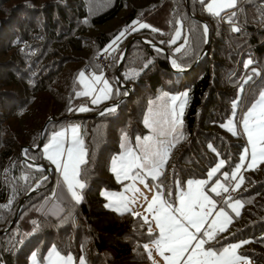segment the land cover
<instances>
[{"label":"trees","instance_id":"obj_1","mask_svg":"<svg viewBox=\"0 0 264 264\" xmlns=\"http://www.w3.org/2000/svg\"><path fill=\"white\" fill-rule=\"evenodd\" d=\"M208 2L0 0V264H27L33 250L42 257L52 243L63 254L71 252L76 259L83 255L86 264H152L144 248L154 240L147 224L131 212L105 207L100 189L115 187L109 159L117 151L118 132L141 123L148 98L159 90L182 89L188 94L182 113L183 139L172 148L161 177L166 193H173L176 178L183 182L204 175L217 153L225 159L227 169L238 162L244 148L242 137L231 135L222 125L234 100L239 97L240 110L264 87V0H238L237 7L220 16L205 10ZM191 14L209 27V48L197 62L205 33ZM133 21L150 27L132 31L121 61L110 52L105 71L112 88L107 102L114 103L124 95L119 81L131 85L133 97L120 101L115 112L92 116L107 105L76 95L82 92L78 75L86 64L102 70L95 59L97 53L108 49ZM233 27L239 30L233 31ZM177 28L180 37L170 44ZM140 39L150 40L166 54ZM167 56L184 71L173 72ZM248 60L252 64L245 68ZM134 67L138 68L136 74L128 76ZM82 106L89 110L78 111ZM49 117L52 120L42 130ZM72 121L81 122L87 150L86 163L80 168L85 185L82 199L65 204L58 217L44 215L40 208L57 173L51 168L50 178L44 179L47 171L23 160L21 147H28L25 155L29 160L50 167L41 146L50 131ZM42 131V144L37 147ZM190 152L195 158L189 160ZM243 175L238 194L241 212L207 244L218 248L247 241L240 252L255 264H264V162ZM34 186L37 191L26 197L9 227L20 200Z\"/></svg>","mask_w":264,"mask_h":264},{"label":"snow or ice","instance_id":"obj_2","mask_svg":"<svg viewBox=\"0 0 264 264\" xmlns=\"http://www.w3.org/2000/svg\"><path fill=\"white\" fill-rule=\"evenodd\" d=\"M204 3V0H201ZM238 0H211V2L206 4L205 10L210 14L220 16L221 13L230 8L237 7ZM235 12L232 13L235 16ZM231 17H229V22ZM138 22L133 21L132 31H137L138 28L134 27ZM180 21H177L179 24ZM150 25L140 23L139 28H149ZM153 31H158V29H152ZM233 31H238L237 27H233ZM205 33L207 32V26L204 28ZM125 33L123 31L113 40V44H116ZM180 37V30L177 29L175 35L169 41L170 44L175 43V41ZM185 42L187 38L185 37ZM111 47V45L109 46ZM183 47V45L181 46ZM180 49H176L179 51ZM107 51V49H105ZM149 63H151L149 61ZM252 64L251 60L245 62V68ZM148 65H145V68ZM173 68L177 71H183V68L175 60L172 61ZM254 74H258L256 69H252ZM128 78V77H126ZM78 79L81 83L85 80V73L81 71L78 75ZM250 80L251 77H248ZM103 83V87L99 89V95L94 96L92 99L93 104H97L101 99H109L112 94L111 85L106 81H102V74H93V83ZM247 81H245L246 83ZM241 87V91H242ZM96 89L90 88L89 91L77 92L76 95H92ZM119 94V89L116 90ZM187 92L181 93L178 96H171L170 100L172 106L166 109L163 113L152 114L151 109L149 110V115L145 116V126L152 129L153 133L156 135H148L143 138L137 137L135 147L129 146L124 141L126 140V134L122 137L121 148L122 153L118 157H114L112 160L111 171L116 175L117 180L121 177L124 179H131L133 181L139 180L141 184H144V175L156 178L161 174V169L167 162L169 149L175 147L174 143H168L163 139H157V135L166 136L176 131V125L180 123L176 118V107L177 101H182L179 105L181 113L184 108V103L187 100ZM166 97L167 94H164ZM162 97L161 99H163ZM239 102V97L233 101L232 108L233 114L235 115V110ZM69 111L73 109L69 108ZM78 111H88L87 107H80ZM115 106L107 108L104 112H115ZM104 113L102 112L101 115ZM242 129L243 133L247 137L248 145L251 147V160L247 167L249 169L254 168L258 161L264 162V89L260 90L258 96L253 100L251 105L248 107L247 111L243 115L242 119ZM225 126V125H222ZM235 134V126L229 128ZM70 131L72 133V140L67 143L61 139L65 136V131L55 132L52 136L50 144L44 146V152L46 158L51 161L52 164L56 166L58 172H60L62 177V183L67 185V190L71 195L72 200L79 203L82 197L78 194L77 189H83L85 187L84 183L79 179L80 176V166L86 163V149L83 146V141L79 139L78 126H70ZM175 139L177 142L183 139V136L179 133L176 134ZM211 148L212 146L209 145ZM51 150V151H50ZM249 149L246 147L244 153L240 157V164H237L236 168L231 173V179L237 181L236 187L232 190L235 191L236 188L240 186L243 182V177L237 176L239 170L244 165V161L247 158ZM27 152V150H25ZM225 161L221 159L219 163L216 164L208 173V180H211L216 174L223 168ZM224 180L229 179V174L225 172L223 174ZM44 179H47L44 177ZM208 183L207 180H196L188 181V190L186 192L179 193L178 206L168 202L163 193L160 191L158 186L156 189V194L152 196V199L147 204L145 209L147 212L153 213V219L155 221L156 228L159 230V236L157 239L153 240L156 251L160 256L163 257L165 264H237V261L241 260L243 257L237 254L236 249L240 247V244H233L228 247L223 248L222 251L216 252L212 248H205V239L201 238L207 237L208 240H212L216 232H223L226 230V226L231 223V217L224 207H219L217 210V201L213 199L208 192L204 190L205 185ZM39 182L37 183V187ZM134 193H139L140 189L136 188L134 185L126 186ZM151 191V189H149ZM211 193L216 196H220L221 192L227 193L229 188L225 186L219 179L211 186ZM53 196L57 193L53 191ZM102 195H107L102 193ZM115 195V194H113ZM168 195H172L171 192ZM232 198L230 196L226 197L224 203L227 208L231 209L237 215L238 207H240V201H235L231 203ZM134 201H128L126 198L121 196L115 201V207L117 210L123 209L124 211H129L128 203ZM10 203V202H9ZM111 204H106L105 207H111ZM2 207H7L4 205ZM134 215L139 216L138 213ZM144 223L149 224L148 233L151 236L153 229L150 226L147 217H143ZM201 234V235H197ZM22 242V241H21ZM242 243H247L244 241ZM145 251L149 252L151 258V252L148 245H144ZM165 252L171 255H165ZM37 253L33 252L31 254L30 260L31 264H37ZM45 264H70L72 257L69 255L66 259L61 256V254L53 246L48 255L44 258ZM80 264H85L84 258L81 257Z\"/></svg>","mask_w":264,"mask_h":264},{"label":"rangeland","instance_id":"obj_3","mask_svg":"<svg viewBox=\"0 0 264 264\" xmlns=\"http://www.w3.org/2000/svg\"><path fill=\"white\" fill-rule=\"evenodd\" d=\"M113 23L114 24L115 23L118 24L119 22H113ZM139 24L140 23H137L136 25H134V27L138 28L139 27ZM118 25H121V23H119ZM130 26H133V24H131ZM130 26H128L126 29L124 28L123 29V32L125 33V35L116 44H113L112 43L111 44V47H108V49H107L109 52H113V55H114V59L115 60L117 58L120 60L121 55L124 52V50H123L124 45L129 40V38L131 36V33H132V28ZM179 30H180V28H179ZM172 61H173V59H172ZM113 68L114 67H112L111 70L109 69L110 72L111 71L113 72ZM250 68H251V70H252V68L255 69L254 67H250ZM137 70H138V68H136V67H134L133 69H130V71L127 73L128 76L135 75ZM93 74H95V75H101L102 74V81L103 80H106L107 82L109 81L106 78L105 72L103 70H95V69H93L92 74H86L85 73V80H84V82L83 83H81L80 81L79 82H80V85H81V88H82V92L89 91L90 88H93V87L96 89V91L93 92L92 95H88L91 99H93L94 96L99 95L100 94L99 93V89L101 87H103V83L102 82L101 83H98V84L97 83H93ZM111 77L113 79L115 78L113 76V74L111 75ZM119 82H120V86H127V85L130 86V91L129 92H126V90L122 87V89L124 90L123 91L124 92V95L127 94L126 95V98L133 97V90H132L131 85L130 84H126L124 81H119ZM262 89H264V87ZM185 92L186 91H184L182 89L178 90L177 92H170V91H167L166 89H163V90H159L156 94H151L150 95V97L147 100L145 114L143 112L144 119H141V123H139V124H137L136 126H133V127H132L131 124H129V126L126 129H122V130H120L118 132L117 140H116V148H117V151L109 159V171L112 174V181H113L112 184L115 187L103 186L100 189V194L101 195H102V193H106L107 194V195H102V197L105 199V205L106 204H111L112 205L111 207H107V208H110V209H112L114 211H117V212H131L133 215H134V213H138L139 216L142 219H143V217H147L148 220H149L150 226L153 229V233L152 234L154 235V240L158 238V236H159V230L156 228L155 221L153 219V213L147 212L145 209L147 208L148 202L151 201L152 196L154 194H156V189H157L158 186H161L160 187V191L163 193L164 198L168 202L173 203V204H175V205L178 206V200H179V195L178 194L181 193V192H186L188 190V181L207 180L208 183L205 185L204 190L206 192H208L209 195H211L213 197V199H215L217 201V210L219 209V207H224L225 208V210L229 213V216L231 217V222H232L234 216L237 215V214L235 212H233L231 209L227 208V205L224 203L225 198L228 197V196H230L232 198V200L230 201L231 203H234L237 200L240 201V205L241 206L238 207V209H237V211L239 213L241 212L242 205H243V203L241 201V198L238 196V194H240V192L242 191L241 190V186H242L243 182L240 183V186L238 188H236L235 191H233L232 189L236 187L237 181H233L231 179V173L236 168L237 164H240L241 163L240 157L244 153V149L246 147L249 149L248 155H247L246 160L244 161L243 167L240 168V170H239V172L237 174L238 178L242 176L243 179H244L243 172L245 170H248L249 169L247 167V165H248V163L251 160V147H250V145H248L247 137L243 133L242 123L241 122H242L244 113L247 111L248 107L251 105V103L253 101L249 102L246 106L245 105L242 106L240 110L238 109V104H237V107H236V110H235V115L233 114V108H232L229 116L226 118V120L223 123V125H225L223 127L231 135H234V136L241 135L242 140L244 142V148L242 149V151H241V153L239 155L238 162L234 166L230 167L229 169L226 168V161H225V159H223V157L219 153H217L216 154V157H215V161L207 168V170H206V172H205L204 175L198 176V177L187 178L183 182L179 178L174 179V183H173L174 188H173L172 195H168V193L171 192V190L168 193L165 192L164 182L161 179V177H162V175L165 172V167L167 165V162H168L169 156H170V152H171V150H172L173 147L169 149L167 162L163 166V168L161 169V174L158 177H156V178H153V177H149L147 175H144V177H143V179L145 181L144 184H141L139 180H137V181H133L131 179H127L126 180L123 177H121L120 180H117L116 175L111 171L113 158L114 157H118L122 153V151H123V149L121 148L122 137H124L125 134H126V140L124 141V143H126L129 146L135 147L136 138L137 137L143 138L144 136H148V135H156V134L153 133L152 129L149 128V127H146L145 126V123H144L145 116L150 114L149 113V110L151 109V113L152 114L163 113L166 109H169L172 106V102L170 100V97L171 96H178L181 93H185ZM164 94H167V96L165 97ZM258 94L256 95V97L258 96ZM162 97H164V98L161 99ZM107 101H108V99H101L100 102L97 103V105H99V104L109 105L110 103L107 102ZM181 102L182 101H177L176 104H175V107H176V118L180 122V123H178L176 125V131H175V133H172V134L166 135V136H159V135H157V139H163V140H165L168 143H174V144H176V143H178L180 141L179 140L177 142V140L175 139V136H176L177 133H179V134L182 135V113H183V111L181 113V110L179 108V105H180ZM185 103H184V107H185ZM132 106H134V105H132ZM135 110H137V109H135ZM183 110H184V108H183ZM143 115H142V118H143ZM233 125L235 126V134L233 133V131H230L229 130V128L232 127ZM70 126H78L79 139H81L83 141V146L85 148L84 140H83V137H82V124H81L80 121H72V122H69V123L65 124L64 126H61V127L57 128L56 130L50 131L48 133V135H47V137H46L43 145L41 146V151H42L43 156L45 157V159L49 163L50 168H53V170L57 174L55 176L54 183L51 186L50 192L45 197L43 203L44 202L45 203L48 202L50 199L52 201L55 200L56 203H59V204H62V203H64L67 200H70V201L72 200L71 195H70V193L67 190V185L64 184V183H62V177H61L60 172H58L57 169H56V166L54 164H52L51 161L46 158V155H45V152H44V146L50 144V142L52 140V136H53V134L55 132L65 131V136L64 137H61V139L65 142V146H67V143L72 140V133L70 131ZM194 155H195V153H194ZM86 157H87V150H86ZM86 157H85V159H86ZM188 157H189V160H190V157H194L195 158V156H193V153L192 152L188 153ZM221 159H223L225 161V164H224L223 168L216 174V176H214L211 180H208L207 173L213 167H215L216 164L219 163V161ZM260 163L261 162L258 161V163H257V165L255 167H257ZM80 168H81V166H80ZM254 168H252V169H254ZM225 172H227L229 174V179L228 180H224V178H223V174ZM45 177L47 179H49L50 178V175H46ZM79 179L81 180L82 183H84L83 180H82V178H81V176H79ZM217 179H219L222 183L225 184L226 187L229 188V191L227 193L221 192V195L220 196H216L214 193H211L209 191L210 188H211V186L215 183V181ZM41 183H43V182H41ZM128 185H134L136 188L140 189V192L139 193H134L133 191H131L129 188L126 187ZM34 187H36V186H34ZM149 189H151V191ZM81 190L82 189H77V192L82 197ZM53 191H55L57 193L56 196H53L52 195ZM113 194H115V195H113ZM121 196H123L124 198H126L128 201H134V202L128 203V209H129V211H124L123 209H120V210H117L116 209V207H115V201L118 200ZM72 201L74 202V200H72ZM229 225H230V223L226 226V229L229 227ZM148 227H149V224H147V231H148ZM217 232H219V231H217ZM197 235H201V234H197ZM201 238L206 240V243L204 245L205 248H212L216 252L222 251L223 248L228 247L230 245L240 244V247L238 249H236V252H237L238 255H240L243 258L241 260L237 261V264H255V262L250 257H248L246 255H243L240 252V248L242 246V241H235V242L230 243L228 245H224L222 247H218L217 248V247H214L213 245H208L207 244V240H208L207 237H203L201 235ZM146 245H148V248H149V250L151 252V258H150V260H151L152 264H165V261H164L163 257L158 254V252L156 251V248H155L154 244L151 242V243H147ZM53 246H55L56 250L65 259L69 255L72 257V261L70 262V264H80L81 257L84 258L83 255H80L79 258L76 259L75 255L73 253H71V252L66 253V254H63V253H61L57 249L56 245L54 243H52L47 248V250L45 251V253H44V255L42 257L39 256L37 249L33 250L30 253V255L28 256L27 264H31L30 257H31V254L33 252H36L37 253V257H36L37 264H45V261H44L43 258L48 255L49 250ZM148 254H149V252H148ZM165 255H171V254L168 253V252H165ZM84 261H85V258H84ZM85 264H86V262H85Z\"/></svg>","mask_w":264,"mask_h":264},{"label":"water","instance_id":"obj_4","mask_svg":"<svg viewBox=\"0 0 264 264\" xmlns=\"http://www.w3.org/2000/svg\"><path fill=\"white\" fill-rule=\"evenodd\" d=\"M191 17L194 18L195 20H197L198 22H200L204 28H205V26H207V32L205 33V31H204V33H205V46H204V49H203L202 53L200 54V56L196 59V62H197V61L201 58V56H202V55L208 50V48H209V44H208V41H209V27H208L206 21L203 20L202 18H200V17H196V16H194V15H192V14H191ZM140 40H141L142 42L146 43L147 45H149L151 48H153V49H155V50H157V51H160V52L166 54V51H165L162 47L156 45L155 43L151 42L150 40H146V39H140ZM129 44H130V41L126 44L125 49L128 47ZM123 55H124V52L122 53L121 58H120L119 61H121ZM167 58H168L169 64H170V66H171L173 72H182V71H177L175 68L172 67V58H171L170 56H167ZM196 62H195V63H196ZM193 66H194V65H193ZM193 66H192V67H193ZM183 71H184V70H183ZM121 87H123V88L126 90V92H129V91H130V86H129V85H127V86H121ZM126 95H127V94H126ZM126 95L122 96L118 101H116V102H114V103H111V104H109L108 106H110V105L117 106V105L119 104L120 101H122V100H124V99L126 98ZM108 106L104 107L100 112L92 114V116H99V115H101L102 112H103V113H106V112H104V110L107 109ZM51 120H52V117H49V118L45 121L42 130H44L46 124H47L49 121H51ZM43 134H44V132L42 131V132H41V135H40V139H39V143H38L37 147L41 146V144H42ZM27 149H28L27 146H22V147H21V156H22L23 160L31 162L32 165H33L34 167L38 168V169L46 170V171H47V175H49V174H50V171H51V168H50V167H46V166H44L42 163H37V162H34L33 160H29V159L26 157V155H25V150H27ZM31 149H36V147H31ZM36 191H37V188H36V187H32V188L26 193V195L20 200V202H19V206H18V210H17L16 214L14 215V218H13V220H12V222H11V224H10L9 227H11V226L14 224V222H15L17 216H18V213H19V211H20V207L22 206V204H23L24 200L26 199V197H28L29 195L35 193ZM9 227H8V228H9ZM8 228H7V229H8ZM7 229L3 230L2 233H5Z\"/></svg>","mask_w":264,"mask_h":264},{"label":"crops","instance_id":"obj_5","mask_svg":"<svg viewBox=\"0 0 264 264\" xmlns=\"http://www.w3.org/2000/svg\"><path fill=\"white\" fill-rule=\"evenodd\" d=\"M209 2H211V0H209ZM208 2V3H209ZM231 9V8H230ZM226 10H228V9H226ZM226 10H224V11H226ZM223 11V12H224ZM92 72H93V70H92ZM92 72L91 73H86V74H92ZM85 73V72H84ZM73 201L71 200H67V201H65L64 203H62V204H59V203H56V201L55 200H49L48 202H44L42 205H41V208H40V212L42 213V214H44V215H48V216H52V217H58L61 213H62V211H63V209H64V205L65 204H70V203H72Z\"/></svg>","mask_w":264,"mask_h":264},{"label":"built area","instance_id":"obj_6","mask_svg":"<svg viewBox=\"0 0 264 264\" xmlns=\"http://www.w3.org/2000/svg\"><path fill=\"white\" fill-rule=\"evenodd\" d=\"M96 61L101 65L102 70L105 72L108 68V64L111 60V55L110 52L107 51H101L99 53H97L96 57H95ZM83 71L86 73H91L92 72V68L90 67L89 64H86L83 67ZM113 107L112 105L108 106L107 108H111Z\"/></svg>","mask_w":264,"mask_h":264}]
</instances>
